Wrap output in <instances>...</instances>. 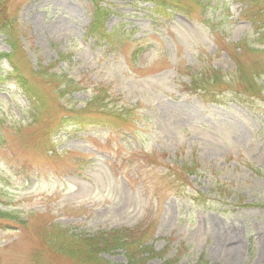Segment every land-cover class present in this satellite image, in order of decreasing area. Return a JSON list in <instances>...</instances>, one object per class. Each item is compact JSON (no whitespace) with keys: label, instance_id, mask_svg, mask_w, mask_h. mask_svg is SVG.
Returning <instances> with one entry per match:
<instances>
[{"label":"rangeland","instance_id":"rangeland-1","mask_svg":"<svg viewBox=\"0 0 264 264\" xmlns=\"http://www.w3.org/2000/svg\"><path fill=\"white\" fill-rule=\"evenodd\" d=\"M9 2L30 65L48 67L73 82L75 92L66 103L77 110L99 90L109 111L132 112L122 132L103 136L89 128L59 135L56 150L82 154L78 164L71 161L73 154L61 155L35 162L28 177L10 180L13 185L0 180V264H34L28 257L32 243L39 249V264H83L55 253L56 244L82 237L95 242L92 253L104 250L96 251L97 259L126 264L127 255L111 242L119 232L131 236L127 242L133 245L129 253H137L136 264H264V102L256 104V111L227 95L220 107L203 103L185 88L188 68L193 72L210 65L225 72L232 68L234 45L253 44L254 32L242 16L246 4L208 0L205 27L179 16L157 22L135 0H101L109 11L105 30L129 37L110 52L86 31L89 0ZM140 39L143 51L132 59L128 50ZM1 52L9 47L0 35ZM241 58L242 65L264 78L253 64L264 54L247 50ZM21 61L15 64L27 68ZM0 71L16 77L5 60ZM5 84L0 135L19 152L7 147L6 155L21 164L32 156L26 144L33 138L21 134L24 143L19 141L14 128L30 125L31 118L21 89L11 81ZM35 85L44 94L51 91L40 81ZM128 130L136 136L122 142ZM127 163L136 165L134 176ZM171 171L173 182L165 176ZM180 188L207 199L201 207L181 202L175 196ZM218 199L219 205L208 203ZM26 214L25 231L6 225L18 228ZM140 246L152 253H139Z\"/></svg>","mask_w":264,"mask_h":264},{"label":"trees","instance_id":"trees-1","mask_svg":"<svg viewBox=\"0 0 264 264\" xmlns=\"http://www.w3.org/2000/svg\"><path fill=\"white\" fill-rule=\"evenodd\" d=\"M143 4L150 5V8H146V11L153 17H155L157 22H162L163 20H172L176 15L183 16L188 21L192 23H202L205 25L208 24L206 20L203 19L206 13V7L209 6L208 0H135ZM240 1V0H239ZM246 4V9L242 12L243 18L251 24L255 32V38L251 41L252 45L248 43L247 40H242L234 45V52L230 54L232 61V68L223 72L221 69H214L210 65H203L202 67L193 69H187L188 84L187 91L190 95L199 97L205 103H223L227 95H234L243 103L248 104L252 108H256V104H263L264 102V78L260 79L259 75L251 70L250 67H246L240 63V58L243 55L244 51L250 50L254 54L262 53L264 50H255L256 45L264 46V0H241ZM92 8L91 22L88 26V30L93 32L94 35L100 37L104 40H107L108 47L110 51H116V44L123 43L128 41L129 37L126 36V33L121 36L120 33L110 32L106 33L104 31V21L109 11L106 8L100 6L101 0H89ZM7 5V0H2L0 5V16L5 15V9ZM0 29H6L5 35L7 36V41L10 44L11 53L10 54H0L1 59H7L12 67V70L16 76V82L18 86L22 89V93L30 101L29 117L31 118V124L25 128L21 125H18L15 130V137L19 141L23 142V138H33V143H25L31 149L34 148V141L37 143L38 153H42L40 142L43 138V131L45 128H62L65 125L74 126L78 129L96 127L103 130H108V133L120 132L122 128L126 126L129 113L132 112L131 109L123 110L121 113L107 109V106L102 104L104 101V93L99 90L95 91L96 96L85 103V107L82 110H74V108L63 107L60 100L64 98V95H69L71 92L75 91L74 86L66 85L64 90L60 91L56 96L51 93L46 95L40 90H37L35 82L40 81L44 84L50 82V78H56L55 76L51 77L47 74L37 75L31 71L28 67L29 74L27 76L21 75L20 70L21 66L15 64V61L24 57L22 52L20 54V45L16 39V28L13 23L8 25L0 24ZM121 36V37H120ZM120 37V41H119ZM132 47L128 50L131 51L130 56L135 58L138 53L142 50L144 40L133 41ZM141 42V43H140ZM140 43V44H139ZM105 44V43H104ZM237 53H236V52ZM136 55V56H134ZM25 60L24 58H22ZM242 62V58H241ZM254 65H259L260 73L264 75V60H256L253 62ZM37 75V76H36ZM31 76L33 79H31ZM46 77V78H45ZM259 80V82H257ZM55 98L57 101H55ZM104 118V120L100 119ZM32 127V131L28 129ZM23 132V133H22ZM131 135H135L133 132ZM3 142L6 143V137L2 138ZM2 142V143H3ZM24 143V142H23ZM55 143L51 144V148L54 150ZM165 176L169 179L170 182L175 180L173 171L165 172ZM183 183L186 184V181ZM182 195V193L178 194ZM204 203V200L202 201ZM0 216H3V213L0 212ZM123 232H119L114 236V239L111 240L112 245L115 250H121L124 254L127 255L128 264H136L134 260L137 257V253H129V249L133 248V245L127 242V239L131 237L130 235H122ZM80 243V245H79ZM65 242L64 244H56V247L59 249L55 252L57 255L64 253L70 259L78 261L83 264H108L102 259H97L98 252L103 253L104 250H96L92 253V250L95 249V242L87 241L85 239L80 242ZM36 244V243H35ZM34 244V245H35ZM128 246L127 248H125ZM141 251L146 254L152 253L149 249H145L140 246ZM140 256V255H139Z\"/></svg>","mask_w":264,"mask_h":264}]
</instances>
